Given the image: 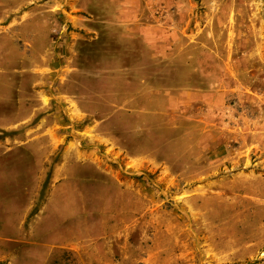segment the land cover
I'll return each mask as SVG.
<instances>
[{
	"label": "rangeland",
	"instance_id": "obj_1",
	"mask_svg": "<svg viewBox=\"0 0 264 264\" xmlns=\"http://www.w3.org/2000/svg\"><path fill=\"white\" fill-rule=\"evenodd\" d=\"M106 236L264 264V0H0V264Z\"/></svg>",
	"mask_w": 264,
	"mask_h": 264
},
{
	"label": "crops",
	"instance_id": "obj_2",
	"mask_svg": "<svg viewBox=\"0 0 264 264\" xmlns=\"http://www.w3.org/2000/svg\"><path fill=\"white\" fill-rule=\"evenodd\" d=\"M152 43H154V40ZM112 239L113 238L111 237V239L108 240V237L106 236L99 242H94L92 244H85L83 241L74 244L75 242L71 238L59 237L57 247L58 249H61V251H67L68 253L71 252L75 256L88 255L90 260H92V264H117L111 260L110 256L117 252L118 255L123 256V250L122 247L119 246V243H117V241H115L116 243L112 242ZM113 240L116 239L114 238Z\"/></svg>",
	"mask_w": 264,
	"mask_h": 264
}]
</instances>
